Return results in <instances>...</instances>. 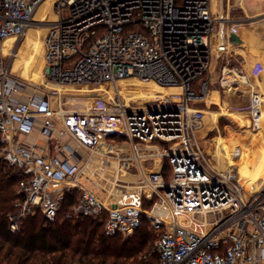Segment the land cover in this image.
<instances>
[{
  "label": "built area",
  "instance_id": "1",
  "mask_svg": "<svg viewBox=\"0 0 264 264\" xmlns=\"http://www.w3.org/2000/svg\"><path fill=\"white\" fill-rule=\"evenodd\" d=\"M44 1L0 0V46L27 34ZM53 8L44 77L57 85H106L115 97L66 106L68 91L29 83L28 92L29 81L13 71L19 44L0 61V157L25 174L10 229L38 212L48 223L63 212V219H97L107 236L129 237L145 219L157 231L159 264L264 261V185L245 197L235 175L212 170L191 137L198 119L192 104L208 97L213 57L228 50L220 26L232 20L213 0H54ZM131 78L173 92L133 106L118 89ZM256 94L250 111L259 117ZM122 138L132 144L117 142Z\"/></svg>",
  "mask_w": 264,
  "mask_h": 264
},
{
  "label": "rangeland",
  "instance_id": "2",
  "mask_svg": "<svg viewBox=\"0 0 264 264\" xmlns=\"http://www.w3.org/2000/svg\"><path fill=\"white\" fill-rule=\"evenodd\" d=\"M48 6L49 2L44 3L43 7L39 8L40 10L38 9L27 34L20 39V45L13 61V71L18 73L23 80L29 81L30 89L29 83H38L41 89L49 88L53 91L54 88H62L60 93L68 91L66 92L69 93L68 98L65 99L66 106H69L73 101L79 105L86 104V106H91L94 103L104 105L103 101L105 104H110L109 101H113V98L110 99L108 94H103L102 90V88H108L106 85H102L104 87L96 84L57 85L48 81L44 74L42 76L44 40L48 32L46 26L48 21L46 20H51L54 17L52 12L48 11ZM51 8L53 10V4ZM215 10L221 17L228 16L232 20L227 25L220 26L221 35L227 33L226 40L229 41L228 46L231 52L223 54L225 57L221 56L222 58L217 63V69L221 70L223 61H226L229 67L234 69L233 71L241 70L246 73L251 66L256 64L257 60H261L264 67V25L261 24L264 21V0H243V3L234 0H218ZM14 42V39H9L1 44L0 61H3V58H8ZM251 55L253 59H251ZM225 69L232 70L228 67ZM244 76L246 77H242L239 81L241 88L238 95L226 94V103L219 101L217 92H214L215 101L211 102L213 96L210 92L208 100L192 104L198 111L196 112L198 119L192 124L191 137L196 150L212 170L219 172H232L233 170L238 174V177L237 175L235 177L242 188L241 181L246 185L247 195L248 192L253 190L256 192L264 185V74L259 76L245 74ZM232 79L238 80L237 72ZM119 87L121 98L127 103L131 102L133 106H146L147 102L145 101L159 98V96L151 95L149 90L170 93L165 88L152 84L147 85L132 78L120 81ZM126 87L128 92L124 90ZM253 92L258 93L255 105L260 109L259 117L248 116V111L251 110L253 104ZM110 95L113 96L112 93ZM103 98L105 99L103 100ZM131 99L133 100L130 101ZM25 138L28 141L34 140L33 135ZM117 142L132 144L129 138H122ZM215 149H220L226 156L229 154L225 169L215 167L213 159ZM129 172L133 175L138 173V169L132 167ZM149 247L150 251H157L155 241ZM72 260L95 264L93 261H85L79 257Z\"/></svg>",
  "mask_w": 264,
  "mask_h": 264
},
{
  "label": "trees",
  "instance_id": "3",
  "mask_svg": "<svg viewBox=\"0 0 264 264\" xmlns=\"http://www.w3.org/2000/svg\"><path fill=\"white\" fill-rule=\"evenodd\" d=\"M200 77L194 84L200 90ZM149 90V89H148ZM155 96L171 93L149 90ZM24 172L0 157V259L11 264H69L79 257L95 264H159V253L150 251L157 231L143 220L132 236H107L103 223L93 218H60L48 223L41 212L21 219L20 229H10L9 214L14 211L19 181ZM167 177V175H166ZM73 195V194H72ZM65 210L71 208V195ZM62 217V218H61Z\"/></svg>",
  "mask_w": 264,
  "mask_h": 264
},
{
  "label": "crops",
  "instance_id": "4",
  "mask_svg": "<svg viewBox=\"0 0 264 264\" xmlns=\"http://www.w3.org/2000/svg\"><path fill=\"white\" fill-rule=\"evenodd\" d=\"M261 24L264 25V21ZM226 36L224 37V40L228 44L229 41L227 42ZM230 52H231V49L228 46V50L226 52L214 56L215 58L213 57L214 59L212 60L211 69H210V73H209V77H208L209 78V84H210L209 95H210V92H212V96H213L211 102L215 101V93L214 92H217V94H218L217 96L219 98V101H221L223 103L224 102L226 103V94L238 95V91L241 88L239 81L242 79V77H245L244 76L245 74H247V76H259V75L264 74V67L262 65V61L257 60L256 64L251 66L248 69V71H247L248 73L241 71V70L240 71L235 70V72H237L238 80H232L231 82H229L228 80H225L227 78L225 76L226 75L225 74V68L228 67L229 69H232V70H234V69L232 67H229V65L227 64L226 61L225 62L223 61V64H221V70L219 71L217 69V63L219 62L220 58L225 57V56H223V54L230 53ZM216 53L218 54V52H216ZM0 55H1V53H0ZM43 55H44V52H43ZM251 59H253L252 55H251ZM220 63H222L221 60H220ZM258 66L262 67V72L259 75H253V69L258 67ZM31 90L32 89L29 88L28 92H31ZM208 98H209V96H208ZM206 100H208V99H206ZM248 113H249L248 116H253L252 111L249 110ZM33 138H36V135H33ZM259 264H264V261H262Z\"/></svg>",
  "mask_w": 264,
  "mask_h": 264
},
{
  "label": "bare ground",
  "instance_id": "5",
  "mask_svg": "<svg viewBox=\"0 0 264 264\" xmlns=\"http://www.w3.org/2000/svg\"><path fill=\"white\" fill-rule=\"evenodd\" d=\"M47 2H49V6H48V11L49 12H52V14L54 15V17H52V19H54L55 17H56V15H55V11H53L54 10V8H53V10H52V4L54 3V0H45L42 4H41V6H40V9H41V7H43V4L44 3H47ZM237 2L238 3H243V0H237ZM213 3H214V7H215V9H216V7L218 6V0H213ZM39 9V10H40ZM38 10V11H39ZM37 11V12H38ZM45 19L46 18H48V17H44ZM9 39H14L15 40V42H14V44L12 45V48L14 47V46H16V44H19L20 45V42L17 40V38L16 37H10V38H7L3 43H5L7 40H9ZM2 43V44H3ZM44 47H45V42H44ZM7 49H9V48H7ZM12 50V49H11ZM11 50L9 51V54H10V52H11ZM18 51V50H17ZM45 53V52H44ZM8 54V58L11 56V55H9ZM8 58H6V59H8ZM3 59H5V58H3ZM44 66H45V59H44ZM44 66H43V68H44ZM225 76L227 77L225 80H228L229 82H231L232 80H234V79H232L233 77H234V74H235V71H233V70H227V69H225ZM42 76H43V73H42ZM224 81V80H223ZM49 83V82H48ZM144 83V82H143ZM144 84H147V85H155V86H157V87H160V88H163V87H161V86H159V85H157V84H155V83H153V82H149V83H144ZM82 85H89V84H82ZM69 86V85H68ZM73 86H76L75 84L73 85ZM101 87H104V86H102V85H100ZM118 86H119V83H118ZM88 88V87H87ZM62 88H60L59 89V91L61 90ZM106 89H109V88H106ZM105 88H102V90H106ZM118 89H119V91L121 92V89H120V87H118ZM127 87L124 89V90H126L127 91ZM165 89H167L168 91H170V93H172L173 91H172V89H170V88H165ZM109 91V90H108ZM128 92V91H127ZM60 93V92H59ZM110 93H112L113 94V89H111L110 88V91H109V95H110ZM129 95H131V93H129ZM169 95H171V94H169ZM209 95V94H208ZM168 95H164V97H159V98H157V99H162V98H166ZM110 97L111 98H114L115 97V95L113 94V96H111L110 95ZM121 97H122V95H121ZM120 97V95H119V98L122 100V102H124V103H127V102H125L124 100H123V98H121ZM133 99H131L130 101H132ZM77 101H83V100H77ZM85 101V100H84ZM148 101V100H147ZM75 104H76V101H73ZM84 103V102H83ZM129 103H131V102H129ZM79 107H85L86 106V104H83V105H79V104H77ZM207 113V112H206ZM214 160H215V167L216 168H218V167H222V169H225L226 167H227V159H228V156H229V154L226 156V155H224L223 154V152H221L220 151V149H215V152H214ZM232 173L234 174V175H237V177H238V174L235 172V171H233L232 170ZM241 183L243 184V195L245 196V197H248V196H250V195H252L253 194V192L255 191V190H253V191H250V192H248V194L246 195V192H245V190H246V185L241 181Z\"/></svg>",
  "mask_w": 264,
  "mask_h": 264
}]
</instances>
